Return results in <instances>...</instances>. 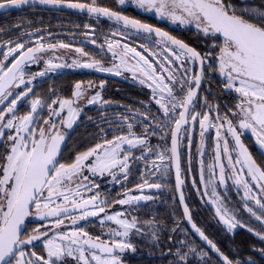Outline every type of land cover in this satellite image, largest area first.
I'll use <instances>...</instances> for the list:
<instances>
[{"label":"snow or ice","instance_id":"obj_1","mask_svg":"<svg viewBox=\"0 0 264 264\" xmlns=\"http://www.w3.org/2000/svg\"><path fill=\"white\" fill-rule=\"evenodd\" d=\"M130 2L173 23L194 25L198 34L212 41L208 45L210 50L202 53L159 27L124 15L122 11L99 6L97 0L86 3L79 0H0L2 10L40 4L86 11L89 16L104 17L121 25L123 31L113 32L112 36L123 35L128 29H133L154 34L159 38L156 44L162 46L159 51H150L140 45L143 51H138L130 44L108 37L100 48L103 50L106 45L107 51L112 53L113 59L119 60V64L105 67L100 60L89 57L82 47H76L75 52L89 57L88 60H73L68 64L56 63L61 58L55 55L45 59L44 53H54L57 48L72 49L73 45L63 42L46 44L42 36L34 42L24 41L22 37L32 33L20 31L23 21L15 25L20 36L0 42V106H3L0 107V145L4 148L0 155V264H124L121 254L137 251L129 239L130 235L150 236L153 244H159L160 228L156 220L141 221L128 209L110 210L114 206L131 208L137 202L152 200V196L144 194L145 189H160L162 185L150 183L148 177L157 173L167 175L169 163H174L175 187L184 217L208 246V251L198 250L187 240H180L174 251L170 247L162 252L165 257H172L169 264H191L190 256L198 257L203 264H214L209 253L217 257L219 264H258L252 256L242 257L239 247L226 253L192 221L183 191L185 180L182 178L180 145L186 139L187 147L191 149L192 133L198 124L199 183L204 186L203 195L210 197L208 202L215 205V215L227 233L234 235L235 230L244 229L264 245V165L257 163L241 138L244 131H250L259 147L264 149V6L255 5L250 0ZM117 3L124 5L126 0H117ZM84 27L89 30L85 37L96 44L95 29L89 24ZM9 30L0 28V32L5 34ZM130 55L135 60L134 64L128 63ZM210 59L215 61L214 69L208 63ZM41 61L45 64L44 70L26 78L25 67ZM193 66H198L199 70L194 71ZM121 67L151 89V100L158 106L160 115L151 113L146 107L141 111L126 105L130 115L121 113L117 117L121 125H126V133L117 128L121 134L113 135L111 139L105 135L94 146L78 152L70 163L60 162L66 132L73 128L83 111L79 107L80 101L86 99L89 105L101 106L111 103L101 94L105 82L100 81L97 86L92 81H77L71 98H60L52 92L55 98L50 97L51 102L48 103L34 93L33 81L61 68H86L121 75ZM210 71L218 72L224 78V90L238 94V102L231 108L225 105L223 113L220 104L209 99L210 89L209 95H205L202 105H199L206 110L196 111L201 85ZM97 87L99 90L88 96V92ZM30 95L34 98L28 101L29 110L20 114L19 105ZM45 108L47 116L41 114ZM100 120L107 122L108 117L101 114ZM137 123L143 129L140 134L134 131ZM210 129H215L214 157L213 163L207 166L206 179L203 156L206 133ZM100 131L104 133L103 128ZM157 135L162 141L170 136V146L152 145L150 137ZM229 137L233 142L231 148ZM133 149L139 150L140 155H135ZM137 162L144 165L142 182L134 189L120 193V199L102 197L98 191L100 186L84 175L87 171L94 177L108 175L116 183L127 182ZM228 179L243 189V210L255 218L259 229L245 223L239 217L238 209L225 205L217 184L226 185ZM192 184L196 187L195 177ZM196 190L200 191L199 188ZM133 191L141 194L132 195ZM249 201L257 207L250 206ZM28 217H36L46 223L25 234ZM89 217L98 218L102 228L106 222H114L115 227L107 229L113 239L104 241L100 236L92 237L84 228L77 227L80 221ZM66 222L72 226L69 231L62 230ZM178 229L177 223L171 231L175 233ZM173 239V236L168 237L169 241ZM34 242H42V252L34 250ZM28 246H33V250ZM249 249L264 260V247L251 244Z\"/></svg>","mask_w":264,"mask_h":264},{"label":"trees","instance_id":"obj_2","mask_svg":"<svg viewBox=\"0 0 264 264\" xmlns=\"http://www.w3.org/2000/svg\"><path fill=\"white\" fill-rule=\"evenodd\" d=\"M61 14V13H59ZM74 14L63 13L62 15H57L50 13L45 7H22L20 9H15L10 12L0 15V28L10 29L6 34L0 32V42L6 41L8 39H16L20 36V31H27L32 33V35H26L22 37V40L28 38H37L41 35L44 40L47 41L49 37V31L52 33L58 32L59 27H54L55 24H63L72 22L75 20L73 18ZM132 17L138 18L139 20L147 23H153L155 21L154 16L147 14H132ZM24 22L20 31L15 29V25ZM181 30L184 33L183 38L190 39V41H197L194 46L196 48L204 47L203 51L208 52L210 49L208 45L212 43L211 40L203 37L202 34H198L196 28L193 26H184ZM39 29V31H36ZM67 28H64V31ZM179 30V29H178ZM68 31V30H66ZM171 32L177 31V29L170 30ZM39 35V36H38ZM206 41V43L200 41ZM25 41V40H24ZM34 66V68L39 67ZM84 78L83 73H76L70 70H63L59 73L46 76L35 82L34 93L36 95L55 98L52 96V92L55 96L62 98H70L73 90L74 84ZM100 80H104L102 77H98ZM106 79V78H105ZM119 86H124L128 89L117 91L116 88ZM51 90V91H50ZM102 96L105 100L111 101L108 105L87 107L83 112H81L75 126L68 138L66 146L60 156V162L70 163L74 160L75 155L78 152L85 151L89 147L94 146L95 143L100 142L104 136L111 139L113 135L121 134L120 131H116L120 128L122 132H127L126 125H121L119 120H116L113 116L114 113L117 114H129L128 109L125 107L130 106L132 109H140L142 106V90L138 86L134 85H124L120 81L107 79L105 86L102 90ZM33 97V96H30ZM29 100V99H28ZM28 103V101L26 100ZM28 105V104H27ZM101 114L108 117L107 122H102L100 120ZM91 118V119H89ZM114 119V120H113ZM104 129V133H101L100 129ZM139 130H141L139 132ZM68 131V130H67ZM134 131L140 134L143 129H140L137 123ZM150 143L152 145H161V147L170 146V136L165 137L162 141L159 135L150 137ZM199 143L195 141L192 143L191 149L187 147V142L181 143V155L183 162V169L187 180L190 182L191 178L194 177L197 180V186L199 189L202 188L199 183V154L198 148ZM135 155H140L139 150H132ZM189 151L191 153V172L193 176H189ZM152 159V157H150ZM170 164V163H169ZM141 172H143V163L137 162L133 165L132 173L129 175L127 182H121V186L114 187V193H117L118 188L122 191L126 189H132L136 184L141 183ZM165 176V177H164ZM163 180V190L159 193H153V197L150 201H144L136 203L131 208L128 209L131 215H136L141 221L154 219L159 224V236L160 243L153 244L150 236H139L131 235V242L136 245V252H128L125 255V260H128L129 264H169L172 259L171 256L165 257L162 252H166L168 248L175 250L177 243L180 240H187L199 249H208L191 233L188 226L183 219V212L181 210L180 204L176 197L175 185L172 175V170L169 167L167 175H164ZM150 182H153V176L148 177ZM187 183L186 194L188 197L189 206L191 209V214L203 231L210 236V238L218 244L219 247L226 253L232 248L239 247L240 255L242 257L252 256L258 261V264H264V260L258 256V254L252 253L249 249V245L256 244L258 247H264L261 245L257 239L249 232L244 229L235 230L234 235L227 233L225 231L224 225L219 222L215 215V209L211 206L205 199L203 191L199 193L195 192ZM202 190V189H201ZM226 205L229 208L237 209L234 203L230 199L226 200ZM243 210V208H242ZM245 222L254 229H259L260 225L254 218H252L247 212H238ZM179 224V229L172 233L171 229ZM147 231V228H145ZM169 236H173L172 241L168 240ZM187 249H185L186 251ZM212 257L214 264H219L217 257L213 253H209ZM191 264H203L198 257H189Z\"/></svg>","mask_w":264,"mask_h":264},{"label":"flooded vegetation","instance_id":"obj_3","mask_svg":"<svg viewBox=\"0 0 264 264\" xmlns=\"http://www.w3.org/2000/svg\"><path fill=\"white\" fill-rule=\"evenodd\" d=\"M74 2H76V0H74ZM79 2L86 3V2H90V0H79ZM97 4L99 6H102V7H110L116 11H122L124 15L130 16V17H132V14H137V13L152 15V16H154L155 21L153 23H149V24L157 26V27L169 32L173 36H176L178 39H182L186 43H189L191 46L195 47L194 44L197 41H190V39L183 38L184 33L181 30L183 29L182 27H184V26L174 24L172 21H170L166 17H164V18L158 17L154 12H147L143 9H139L134 4H132L130 2V0H126V3L124 5H118L117 0H97ZM47 9L49 10L50 13L57 14V15H62L63 13H67V14L72 13V14H74L73 18L75 20H79V21H72V22H69V24H67V23H63L60 25L55 24L54 27H56V28L59 27L60 29L58 30V32L52 33L50 35L48 34L49 37H48L47 41L44 40V42L46 44L47 43H59V42L69 43V44L73 45L74 49L76 47H82L85 52L89 53V57H94L95 59L100 60L105 67H112L113 64H119V60L113 59L112 53L107 51L106 45H105L103 50H101V48H100V45L105 44V39L108 37H111V39H113V40H120L122 43L130 44V46L136 47L138 51H143V49H141L139 47L140 45H144L150 51H159L162 47L161 45L156 44V41L159 38H157L153 34L149 35V34L143 33V32H136L133 29H128L127 32H125L123 35L112 36L111 34L113 32H116L118 30L123 31L122 26L117 25V23L115 21H112V20L104 19L102 17L96 18L95 16H89L88 13L82 12L80 10L67 11V10H63L61 8H47ZM59 13H61V14H59ZM133 18H135V17H133ZM136 19H138V18H136ZM83 20H87L88 22H83ZM85 24H89L92 26V28L95 29L94 38L96 39V44H92L91 40L89 38L85 37V35H84L85 32L89 31L88 29H85V27H84ZM186 26H188V25H186ZM64 28H67L66 30H68V31H66V30L64 31ZM172 29H177V31L171 32L170 30H172ZM33 40H34V38L31 41H33ZM77 41H79V42H77ZM200 42L206 43L205 40L200 41ZM71 50L67 51V49L57 48L54 53L51 51L44 53V58L47 59L48 57H51L53 55L60 57L61 59L55 61L56 63L71 62L72 61L71 59L80 60V61H85V60L89 59V57H83L79 53L73 52ZM197 50L201 51L202 53L206 52V51H203L204 47L197 48ZM117 51H119V49H117ZM145 54L147 55L148 53H145ZM150 58H152V57H150ZM0 59H2V55H0ZM128 63L129 64L135 63V60L132 59L131 55L128 57ZM208 63H211L213 65V69L215 68V61L214 60L210 59L208 61ZM34 65L38 66L37 64H34ZM31 66H32V68H34L33 64ZM43 66H45V64L43 61H41L39 63V67L34 68V70L32 72H36V71L41 70L43 68ZM193 68H194V71H198V66H193ZM63 70H70V71H74V72L79 73V74L83 73L84 74V78H83L84 80L80 79L78 81H83L85 83H87L88 81H92L97 86L99 85L100 81H104L106 83V80L108 78L120 81L124 85L138 86L142 90L141 111H144L145 107H146L147 109L150 110L151 113L156 114L158 116L160 115V113L158 112V106L154 103V101L151 100V96H152L151 89H149L147 87V85H142L139 82H134L133 81L134 77H133L132 72L126 70L123 67H121V69H120V71L122 73L120 76H122L124 78V80H119V79L110 78V77L100 75L97 73V70H94V69L89 70V69H84V68H61V69H58L56 71V73H59ZM113 73H115V72H113ZM52 74H54V73L47 74V76L52 75ZM137 75H139V74H137ZM98 77H102V78H104V80H102V79L100 80ZM222 78L223 77H221L218 72L210 71L207 73V79L201 85V90L199 93L200 99L197 101L198 106L196 107V111L202 112V111L206 110L199 105H202L203 97L205 95H209V89H210V93H211V95H209V99L213 100L214 103L220 104L221 113H223L226 110L225 105H227L228 108H231L235 103L238 102V94L237 93H235L234 91H231V90H224L223 89V79ZM126 89H128V88H126L124 86H119L116 88L117 91L126 90ZM73 90H74V86H73ZM73 90H72V92H73ZM96 90H99V88L97 87V88L89 91L88 96L94 94V92ZM101 94H102V92H101ZM71 97H72V95H71ZM60 98H62V97H60ZM81 101H83V102L79 103V105L84 104V102L86 103V99H82ZM95 105L97 106L98 104H91V105L88 104L87 106H85L84 110L89 106L92 107ZM0 107H3V106H0ZM18 110H19V107H18ZM113 116L118 117L119 114L114 113ZM117 117H115L116 120H118ZM137 119L139 120V117ZM57 123L59 125V122H57ZM139 127H140V129H142L140 124H139ZM61 131H63V130L61 129ZM68 131L66 132V134L68 133ZM140 131L141 130H139V132ZM159 131L160 130L157 129L158 133H159ZM199 133H200V128H199V125L196 124L194 127V130H193V133H192V143H194L195 141L200 143ZM222 134H224L223 130H222ZM241 138H242L243 142L245 143V145L249 148V151L252 153L253 158L256 159L257 163L264 165V149H261L259 147V145L257 144V142L255 140V137H253L251 135L250 131H244ZM170 142H171V138H170ZM182 142H187V140L185 139ZM214 143H215V129H210L209 132L206 133L205 149H204L205 154L203 156L204 167H205V178L206 179L208 177L207 166L209 164L213 163ZM232 144H233V142H232L231 138L229 137L230 148L232 147ZM180 151H181V145H180ZM3 152H4V148L2 145H0V155H2ZM149 159H150V157H149ZM200 159H201V157L199 156V167H200ZM223 162L225 164L227 163L226 158H224ZM169 167L172 170L174 185H176L172 163L169 164ZM181 168H182V178H184V180H185L184 193H185L187 204L189 206L188 197L186 194V186H187V183L189 181L187 180V177H186L184 169H183L182 155H181ZM143 171H144V165H143ZM217 172H218V169H217ZM84 175L88 176L90 180H94L95 183L100 186L98 191L100 192L102 197H106L110 200L122 198L120 193H122L123 191L121 192V189L118 188L117 193L116 194L114 193V187L115 186H121L122 184L116 183L115 181L112 180V178L110 176H108V175H105L104 177L89 176V172H87V171L84 172ZM189 176L192 177L193 172L189 171ZM164 177L160 176L159 173H157L156 176H153L154 181L153 182L149 181V182L150 183H160L162 185V187L160 189H156L155 191L144 192V193L149 195V196H151L153 193H158V192L160 193L163 190V180L165 179ZM189 183L195 192L199 193L200 191H203L204 186L202 184H201L202 190L200 189L199 192L196 190L197 188H199L197 185H196V187H193L192 178H191V181ZM132 189H134V188H132ZM94 191H96V190H94ZM217 191L221 197L225 198V200H224L225 205H226V200L230 199L232 201V203L235 204V206L237 207L239 212L244 211V210H242L243 201L241 200V197L243 195V189L235 186L231 179H228L226 185L217 184ZM135 192L139 193L137 191H135ZM175 192H176V187H175ZM176 197H177V192H176ZM204 197H205L206 201L208 202L210 197L209 196H204ZM177 200H178V197H177ZM178 202H179V200H178ZM208 203L211 206H213V208L215 209L213 204H211L210 202H208ZM249 205L254 207V208L257 207L254 205V202H251V201H249ZM189 208H190V206H189ZM124 209H129V206H114V208L110 211H121ZM230 209H232V208H230ZM190 211H191V209H190ZM239 217L242 218L241 215H239ZM192 218H193V216H192ZM183 219L185 221L184 214H183ZM193 220H194V218H193ZM242 220L245 222V220L243 218H242ZM194 222H195V220H194ZM43 223H46V222L34 221L33 217H30L28 219V222L26 225L27 232L25 234L30 233L33 228H36L37 226H40ZM185 223H186V221H185ZM186 225H187V223H186ZM71 227L72 226L70 225V223L66 222V226H64L62 228V230L63 231H69L71 229ZM77 227L84 228L86 231L89 232V234L92 237L100 236L102 240L110 241L111 239H113V237L108 235L107 229H108V227H115V224H114V222H106L105 226L102 228L98 218L89 217L85 221H80L79 224L77 225ZM198 227H200V226H198ZM191 233L193 234L192 231H191ZM206 235H208V234H206ZM208 237L210 238L209 235H208ZM129 239L131 240V235H130ZM34 244H35V247H34L35 251H37L38 253L43 251L42 242H34ZM28 249L33 250V246H28ZM128 252H130V251H126L125 253L121 254V258H122L124 264H129L128 260H125V258H124Z\"/></svg>","mask_w":264,"mask_h":264},{"label":"rangeland","instance_id":"obj_4","mask_svg":"<svg viewBox=\"0 0 264 264\" xmlns=\"http://www.w3.org/2000/svg\"><path fill=\"white\" fill-rule=\"evenodd\" d=\"M250 2L251 3H253V4H255V5H258V6H264V0H250ZM72 21H79V20H72ZM83 22H88L87 20H83ZM174 24H177V25H181V24H179V22H176V23H174ZM181 26H186V25H181ZM188 26H194V25H188ZM195 27V26H194ZM50 34H52V31H49V35ZM39 36V35H38ZM42 36V35H41ZM40 36V37H41ZM43 37V36H42ZM33 39V37L32 38H28L27 37V39H24L25 41H31ZM36 40V38H34V40L33 41H35ZM74 42V41H73ZM77 42H79V41H77ZM4 50H6V49H4ZM69 50H71V49H67V51H69ZM71 51H73V52H75V49L74 48H72V50ZM72 61L74 60V59H71ZM72 61L71 62H67L68 64H71L72 63ZM44 68H45V66H43V68L41 69V70H44ZM34 70V68H32V66L31 65H28V66H26L25 67V73H26V78L28 77V76H31L32 74H34V73H37V72H39V71H41V70H39V71H36V72H32ZM51 73H54V74H56V71L55 72H48L47 74H51ZM47 74L45 75V76H43V77H37L34 81H33V84H32V87H34V85H35V82L36 81H38V80H40V79H43V78H45L46 76H47ZM223 80H224V78H222ZM134 82H139L138 81V79H135L134 78V80H133ZM23 87V86H22ZM17 91H19V90H17ZM31 96V95H30ZM28 97V99H27V101H30L32 98H34V97ZM44 100H46L48 103H50L51 102V99H50V97H48V95H44V96H41ZM81 102H83V101H80V103ZM28 103L26 102V100L25 101H23L20 105H19V110H18V112L20 113V114H24V113H26L28 110H29V104L27 105ZM88 104L87 103H85L84 102V104H80L79 105V107H81L83 110H84V108H85V106H87ZM43 116H47V109L45 108L44 109V111L41 113ZM65 117H66V110H65ZM63 131H64V129H62ZM125 147H127V146H125ZM89 176H92V174L91 173H89ZM132 195H140L139 193H136L135 191H133L132 193H131ZM145 194V193H144ZM145 195H147V194H145ZM140 202H144V201H140ZM140 202H137V203H140ZM214 207H215V205H214ZM253 218V217H252ZM255 219V218H254Z\"/></svg>","mask_w":264,"mask_h":264},{"label":"water","instance_id":"obj_5","mask_svg":"<svg viewBox=\"0 0 264 264\" xmlns=\"http://www.w3.org/2000/svg\"><path fill=\"white\" fill-rule=\"evenodd\" d=\"M35 6H39V7H45V8H61V9H63V10H67V11H73V10H76V9H69V8H66V7H56V6H52V5H40V4H36ZM25 7H28V6H25ZM12 10H15V9H11V10H2V9H0V15L1 14H4V13H7V12H10V11H12ZM82 12H85V13H87L86 11H82ZM102 18H104V17H102ZM133 18V17H132ZM104 19H107V18H104ZM134 19H136V18H134ZM143 22V21H142ZM144 23H147V22H144ZM154 26V25H153ZM154 27H157V26H154ZM165 31V30H164ZM167 32V31H166ZM169 33V32H168ZM170 34V33H169ZM154 35V34H153ZM170 35H172V34H170ZM155 36V35H154ZM158 38V37H157ZM84 69H86V68H84ZM90 70V69H89ZM199 70V69H198ZM97 73L98 74H100V75H103V76H106V77H110V78H115V79H119V80H124V78L122 77V76H120V75H116L115 73H108V72H99V71H97ZM74 126H75V124H74ZM74 126H73V128H74ZM73 128L72 129H69V131H68V133L66 134V140H65V143L62 145V147H61V154H62V152H63V150H64V148H65V146H66V143H67V141H68V138H69V136H70V134H71V132H72V130H73ZM60 159V158H59ZM172 166H173V171H174V177H175V167H174V163H172ZM175 183H176V178H175ZM156 189H151V190H149V189H145V191L144 192H152V191H155ZM183 191H184V187H183ZM177 192V191H176ZM184 195H185V193H184ZM177 197H178V193H177ZM178 200H179V197H178ZM179 203H180V201H179ZM185 203H187V201H186V197H185ZM188 205V204H187ZM180 206H181V209H182V212H183V206L181 205V203H180ZM189 207V206H188ZM190 209V208H189ZM30 217H28L27 219H26V221H25V227H26V225H27V222H28V219H29ZM185 218V217H184ZM33 220L34 221H40L38 218H36V217H33ZM185 221H186V223H187V225H188V227H189V229L193 232V234L198 238V240H200L207 248H208V246H207V244L198 236V234H196L195 232H194V230H192V228H191V224L187 221V219L185 218ZM192 221L194 222V220H193V218H192ZM195 223V222H194Z\"/></svg>","mask_w":264,"mask_h":264}]
</instances>
